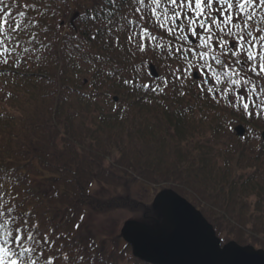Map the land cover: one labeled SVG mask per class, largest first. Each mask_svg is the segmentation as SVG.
Returning a JSON list of instances; mask_svg holds the SVG:
<instances>
[{
	"label": "trees",
	"instance_id": "1",
	"mask_svg": "<svg viewBox=\"0 0 264 264\" xmlns=\"http://www.w3.org/2000/svg\"><path fill=\"white\" fill-rule=\"evenodd\" d=\"M85 2L55 0L60 14L52 21L53 30L61 18V31L72 32L73 25L83 28L78 14ZM100 39L90 47L112 56L105 68L139 62L127 52L100 48ZM148 58L163 75L159 57L149 52ZM74 65L67 58H49L31 75L0 76V167L10 160L26 165L20 171L33 177L28 196L38 213L47 211L53 225L69 229L88 208H128L151 221L157 215L150 205L128 195L99 199L91 185L118 190L130 180L167 184L164 188L194 203L223 244L234 240L264 249V119H249L224 101L202 99L196 91L185 97L149 94L155 101L149 105L138 99L143 90L133 93L104 72L93 74L89 65ZM140 80L151 83L147 74ZM9 91L13 95L5 98ZM92 93L97 94L94 99L89 98ZM100 100H110L112 108ZM238 123L245 126L242 136L233 130ZM77 238L84 245L95 240L89 235ZM109 252L111 264H149L119 241L105 256Z\"/></svg>",
	"mask_w": 264,
	"mask_h": 264
},
{
	"label": "snow or ice",
	"instance_id": "2",
	"mask_svg": "<svg viewBox=\"0 0 264 264\" xmlns=\"http://www.w3.org/2000/svg\"><path fill=\"white\" fill-rule=\"evenodd\" d=\"M54 4L0 0V76L31 75L49 58H67L133 93L143 90L138 99L149 105L155 102L149 94L196 91L249 119H264V0H86L78 14L84 27L73 25L72 32L61 31L63 18L53 30L60 14ZM98 37L100 48L127 52L139 62L105 68L113 58L90 47ZM149 52L164 63L163 75L147 72ZM142 74L151 83L140 80ZM25 166L10 160L0 167V264H111L104 246L77 238L81 223L58 228L47 211H36L28 196L33 177L20 171Z\"/></svg>",
	"mask_w": 264,
	"mask_h": 264
},
{
	"label": "water",
	"instance_id": "3",
	"mask_svg": "<svg viewBox=\"0 0 264 264\" xmlns=\"http://www.w3.org/2000/svg\"><path fill=\"white\" fill-rule=\"evenodd\" d=\"M151 74L158 75L149 65ZM194 75H196L194 73ZM116 100V98H115ZM242 136L245 129L234 128ZM264 139V131L261 133ZM157 218L151 222L129 219L121 227L133 256L150 264H264V249L230 240L221 245L211 223L188 200L171 188L153 198Z\"/></svg>",
	"mask_w": 264,
	"mask_h": 264
},
{
	"label": "rangeland",
	"instance_id": "4",
	"mask_svg": "<svg viewBox=\"0 0 264 264\" xmlns=\"http://www.w3.org/2000/svg\"><path fill=\"white\" fill-rule=\"evenodd\" d=\"M81 77L84 78L85 76L81 75ZM99 104L105 108H112L110 100H100ZM110 162L111 159L109 158L105 161V165L109 166ZM166 186L167 184H143L130 180L126 187L116 190L98 182H93L90 191L102 200L114 194L121 196L128 195L135 200L151 205L155 194ZM187 200L196 207L189 199ZM129 219L140 220L142 219L141 213L131 211L128 208H118L107 212L95 211L88 208L84 215V220L80 222L81 227L76 232V235L77 237H81L82 235L92 236L106 249L111 250L115 241H119L120 245H123L124 241L121 238V227Z\"/></svg>",
	"mask_w": 264,
	"mask_h": 264
}]
</instances>
